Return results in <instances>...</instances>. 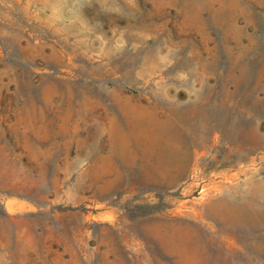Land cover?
<instances>
[{
	"label": "rangeland",
	"instance_id": "374dc122",
	"mask_svg": "<svg viewBox=\"0 0 264 264\" xmlns=\"http://www.w3.org/2000/svg\"><path fill=\"white\" fill-rule=\"evenodd\" d=\"M0 264H264V0H0Z\"/></svg>",
	"mask_w": 264,
	"mask_h": 264
}]
</instances>
